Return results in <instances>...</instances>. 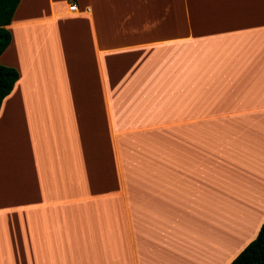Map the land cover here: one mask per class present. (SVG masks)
Returning <instances> with one entry per match:
<instances>
[{"label":"crops","instance_id":"0c3cea01","mask_svg":"<svg viewBox=\"0 0 264 264\" xmlns=\"http://www.w3.org/2000/svg\"><path fill=\"white\" fill-rule=\"evenodd\" d=\"M5 28L0 264H229L255 238L264 0H20Z\"/></svg>","mask_w":264,"mask_h":264},{"label":"trees","instance_id":"16d2710c","mask_svg":"<svg viewBox=\"0 0 264 264\" xmlns=\"http://www.w3.org/2000/svg\"><path fill=\"white\" fill-rule=\"evenodd\" d=\"M20 0H0V54L7 47L10 35L6 30ZM17 73L0 64V104L11 91ZM229 264H264V221L255 238L250 241Z\"/></svg>","mask_w":264,"mask_h":264},{"label":"built area","instance_id":"2783aa9c","mask_svg":"<svg viewBox=\"0 0 264 264\" xmlns=\"http://www.w3.org/2000/svg\"><path fill=\"white\" fill-rule=\"evenodd\" d=\"M75 9H76V7L74 4L68 5V7H67V11H70V12L75 11Z\"/></svg>","mask_w":264,"mask_h":264}]
</instances>
